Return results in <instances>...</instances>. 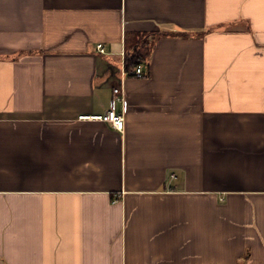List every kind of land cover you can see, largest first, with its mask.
Returning a JSON list of instances; mask_svg holds the SVG:
<instances>
[{
    "label": "crops",
    "instance_id": "1",
    "mask_svg": "<svg viewBox=\"0 0 264 264\" xmlns=\"http://www.w3.org/2000/svg\"><path fill=\"white\" fill-rule=\"evenodd\" d=\"M0 264H264V0H0Z\"/></svg>",
    "mask_w": 264,
    "mask_h": 264
},
{
    "label": "built area",
    "instance_id": "2",
    "mask_svg": "<svg viewBox=\"0 0 264 264\" xmlns=\"http://www.w3.org/2000/svg\"><path fill=\"white\" fill-rule=\"evenodd\" d=\"M98 51L101 54H105V48L102 45H98ZM129 75H132L137 78H143L144 72L142 69V66L137 67L136 69L132 70L131 72H128ZM122 89L121 88H115L114 89V99L117 102H122ZM125 104V103H124ZM81 120H97L102 121L106 123H111L115 129L119 131H123L124 129V118L122 114L117 113L114 109L109 110L106 114L100 115V116H82L80 117Z\"/></svg>",
    "mask_w": 264,
    "mask_h": 264
},
{
    "label": "trees",
    "instance_id": "3",
    "mask_svg": "<svg viewBox=\"0 0 264 264\" xmlns=\"http://www.w3.org/2000/svg\"><path fill=\"white\" fill-rule=\"evenodd\" d=\"M144 41L138 42L134 46V52L130 53L128 52L125 57V69L127 72H131L132 70L136 69L137 67L141 66L144 62V55L141 51V48L143 47Z\"/></svg>",
    "mask_w": 264,
    "mask_h": 264
}]
</instances>
